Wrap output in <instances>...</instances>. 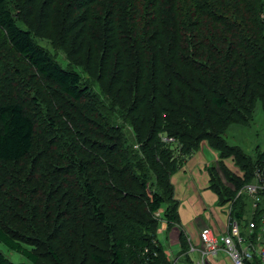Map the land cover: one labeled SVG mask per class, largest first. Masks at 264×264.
<instances>
[{
  "label": "trees",
  "instance_id": "trees-1",
  "mask_svg": "<svg viewBox=\"0 0 264 264\" xmlns=\"http://www.w3.org/2000/svg\"><path fill=\"white\" fill-rule=\"evenodd\" d=\"M60 1L63 25L81 23L67 53L87 82L23 26ZM259 107L264 0H0V243L26 260L0 250V264H172L158 238L180 227L172 176L204 142L226 176L209 169L210 189L261 231L264 193L256 214L238 195L264 148L225 140Z\"/></svg>",
  "mask_w": 264,
  "mask_h": 264
},
{
  "label": "rangeland",
  "instance_id": "rangeland-1",
  "mask_svg": "<svg viewBox=\"0 0 264 264\" xmlns=\"http://www.w3.org/2000/svg\"><path fill=\"white\" fill-rule=\"evenodd\" d=\"M34 8V9H33ZM32 7L26 9V18L23 26L28 29L31 26L38 33V40L41 45L50 50L56 57V60L66 69L70 71H77L81 74L84 80L89 81L90 76L84 72L79 66L73 64L69 58L67 51L70 50V43L74 40V36L78 31L80 22H76V17L67 20L66 25L62 23V4L61 1L53 8H46L42 4L36 3ZM30 11V12H29ZM64 28L65 35L63 36L62 30ZM74 31L76 33H74ZM80 45L74 49L79 51ZM99 90L98 87H94ZM104 99V96H102ZM102 107V104H98ZM129 131V128L127 129ZM226 139L229 144L237 145L244 149L247 154H254L257 147L264 148V113L261 107L257 109L255 116V123L251 128L242 129L238 126H233L228 132ZM211 149L207 142H204L200 150L194 151L189 157L184 160L182 168L176 171L172 176V183L175 188V198L179 203V217L180 227H173L170 232L172 244L170 248H175V234L181 230L185 231L186 235L190 236L194 245L199 244V237L201 231L206 227L215 229L218 221L226 223L228 220V211L231 203L221 205L218 196L211 189V177L209 169L217 167V174L222 181L226 180V176L219 166L218 154H211L207 151ZM211 151H213L211 149ZM215 152V151H213ZM216 153V152H215ZM228 167H233L231 159L225 160ZM229 187H233L230 183H225ZM228 226V223L227 225ZM228 231V228H227ZM226 231V232H227ZM225 232V233H226ZM158 238L164 243L163 235L158 234ZM0 250L10 257L11 261L18 263L26 261L19 253L10 251L3 244L0 243ZM221 254V253H220ZM219 254V255H220ZM193 260H196L198 254L191 253ZM218 255V256H219ZM214 256H209V259ZM217 257V256H215ZM181 264H185L184 262ZM214 264H216L214 262ZM221 264V263H220Z\"/></svg>",
  "mask_w": 264,
  "mask_h": 264
},
{
  "label": "built area",
  "instance_id": "built-area-1",
  "mask_svg": "<svg viewBox=\"0 0 264 264\" xmlns=\"http://www.w3.org/2000/svg\"><path fill=\"white\" fill-rule=\"evenodd\" d=\"M167 143L175 142L173 138H164ZM264 193V169L257 172L255 182L246 185L238 196L247 194L253 201V214L259 209L262 203V194ZM233 203L228 211V232L222 236H214L209 229L201 232V240L206 249L200 251L195 246H190V254L201 252L200 259L195 264H207L206 255L217 256L225 253L235 264H264V216L261 219L262 230L256 228L254 221L241 223L233 216Z\"/></svg>",
  "mask_w": 264,
  "mask_h": 264
},
{
  "label": "crops",
  "instance_id": "crops-1",
  "mask_svg": "<svg viewBox=\"0 0 264 264\" xmlns=\"http://www.w3.org/2000/svg\"><path fill=\"white\" fill-rule=\"evenodd\" d=\"M233 126H238V127H240L239 125H233ZM232 126V127H233ZM231 127V128H232ZM230 128V129H231ZM242 129H245V127L243 128V127H241ZM229 129V130H230ZM226 136H227V134L225 135V140H226V142H227V144L228 145H230V146H237V145H231V144H229L228 143V141H227V139H226ZM240 147V146H239ZM241 149H243L242 147H240ZM257 148H259V147H257ZM256 148V149H257ZM244 150V149H243ZM262 150V149H261ZM207 151L209 152V153H211V154H213V155H215L216 153L215 152H213V151H211V149H207ZM256 151V150H255ZM251 155V154H250ZM231 159V158H230ZM231 162H232V165H233V167H231L230 168V166H229V168L235 173V174H237L238 176H240V177H243L244 176V174H243V172H240L239 170H238V168H236L235 166H234V163H233V161H232V159H231ZM252 210H253V207H252ZM228 215V214H227ZM158 217H160V214L158 213ZM227 222L226 223H224V222H222V221H218L217 222V224L215 225V229H211L210 227H206L205 229H209V230H211V232H212V234L214 235V236H217V237H219V236H222V235H225V234H227V228H228V226H226L227 225V223H228V220H226ZM166 225L164 224V223H162V225H161V228H160V230H159V235H163V238H164V243L163 242H161L160 240V243L164 246V248H165V250H166V253H167V255H168V258H169V260L172 262V264H181V263H185V264H190L189 262H187L186 261V255L185 254H183L182 253V246H181V242H180V239H179V233H178V237H177V234H175V239H176V241H175V248H173V250L170 248V246H172V244H169V241H171L172 240V237L170 236V233L169 234H167L166 233ZM175 228H177V226L175 227ZM205 229H203L202 231H204ZM173 230V229H172ZM201 231V232H202ZM227 231V232H226ZM226 232V233H225ZM186 234V233H185ZM187 236V238H188V242H189V248H190V246L192 245V246H195L197 249H199L200 251H204L205 249H206V246H205V244L202 242V240H201V235H200V237H199V244L198 245H194V243H193V241H192V239H191V237L190 236H188V235H186ZM198 250V252H196L197 254H198V257H197V259L196 260H193L192 259V255L190 254V256H189V258L193 261V263L192 264H195L199 259H200V257H201V252ZM194 253V252H193ZM209 256H211V255H206V263L207 264H214V262L216 263V264H235L234 263V261L230 258V257H228L225 253H221L219 256L217 255V257H213V258H216L215 260L214 259H209Z\"/></svg>",
  "mask_w": 264,
  "mask_h": 264
}]
</instances>
